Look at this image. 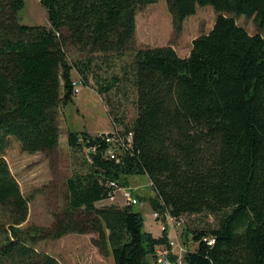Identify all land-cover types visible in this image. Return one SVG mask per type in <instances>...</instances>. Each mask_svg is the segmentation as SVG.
<instances>
[{
	"label": "trees",
	"instance_id": "16d2710c",
	"mask_svg": "<svg viewBox=\"0 0 264 264\" xmlns=\"http://www.w3.org/2000/svg\"><path fill=\"white\" fill-rule=\"evenodd\" d=\"M158 1L39 0L48 25L28 26L25 0H0V264H61L36 245L71 233L94 234L114 264H154L168 232L154 237L135 205L97 206L110 201L112 183L137 175L150 180L154 212L214 218L216 227L192 232L196 247L183 264H264V0H165L177 33L198 7L215 11L186 57L171 44L136 47L139 10ZM239 17L254 18L257 32ZM74 73L107 97L111 134L132 149L118 163L106 156L105 133L68 131L86 168L66 180L65 208L51 227L22 228L30 200L4 153L11 140L30 155L57 149ZM129 94L132 122L112 105Z\"/></svg>",
	"mask_w": 264,
	"mask_h": 264
},
{
	"label": "rangeland",
	"instance_id": "374dc122",
	"mask_svg": "<svg viewBox=\"0 0 264 264\" xmlns=\"http://www.w3.org/2000/svg\"><path fill=\"white\" fill-rule=\"evenodd\" d=\"M21 17L23 23L28 26L48 25L47 12L39 0H25V8ZM215 20L216 14L212 7H198L196 14L186 19L182 31L177 33L173 27L167 2L160 0L139 10L136 20V47L171 44L179 55L187 56L193 40L202 34L209 33ZM237 23L251 34L257 32L254 18L239 17ZM73 54L74 52L69 56H74ZM77 75L74 73L73 79L78 77ZM87 85L89 87L80 86L79 92L74 94L73 102L61 108L59 121L62 133L60 144L55 151L30 155L21 150L19 143L11 140L4 153L12 175L18 181L23 194L30 200L29 217L22 228L30 225L51 227L55 216L63 213L65 208L66 180L76 171L84 172L83 168H86L87 154L69 147L68 131L90 130L93 133H103L102 131L110 132L114 128L106 111V108L110 109L107 105V97H101L96 93L97 87L94 82ZM134 100L133 94H129L128 98L117 96L112 99L114 110L120 118L125 117L126 122H132L136 116ZM122 187L131 189L137 200L134 209L143 213L146 230L151 229L154 223L152 217L154 211L150 199L154 196V191L148 176H131L130 183ZM108 203L124 206L125 202L122 195H119L115 201ZM104 205L106 203H99L97 206L103 207ZM154 224L160 229L157 223ZM164 224L169 234L168 240L186 250H194L196 247L192 232L208 226H217L214 218L207 215L187 216L185 223L180 226L169 221ZM93 238H95L94 234L71 233L61 239L43 240L36 245V248L40 252L57 258L61 264H114L111 257L106 258L99 253L92 242ZM174 249L175 252L179 250Z\"/></svg>",
	"mask_w": 264,
	"mask_h": 264
},
{
	"label": "built area",
	"instance_id": "2783aa9c",
	"mask_svg": "<svg viewBox=\"0 0 264 264\" xmlns=\"http://www.w3.org/2000/svg\"><path fill=\"white\" fill-rule=\"evenodd\" d=\"M73 85H74V94H75L79 92L80 86H83V82L81 81L80 78H77L74 80ZM117 134H118L117 132H113L111 134L110 131V132H106L103 135L105 137V141L108 142L110 145L112 144L111 147L106 151V156L119 163L121 157L120 152H122L123 150L126 152L130 151L132 149V145H128L125 148H121L116 142ZM128 141L131 143V135ZM95 151L96 148L92 150V152ZM112 185L115 187V189L109 198L111 202L115 201L119 195H122V198L124 199L125 202L124 205L137 204V200L135 199L131 189H129L128 187L123 188L117 183H112ZM152 217H153V221L159 225L162 233L167 231V227L164 224L167 221L175 222L176 224H179V226L185 223V218H182L180 221H177L169 214L162 215L160 212H154L152 214ZM168 239H169V234H168ZM204 241L209 242L210 245L214 244L215 242L214 240H209V239H204ZM168 242L170 247L168 245H161L157 247L155 253L156 261L154 264H183V257L185 253L188 251V249L186 250L185 248L176 245V243L174 242L171 241ZM174 248L176 249L178 248L179 249L178 252H175ZM172 256H176V259L173 260Z\"/></svg>",
	"mask_w": 264,
	"mask_h": 264
},
{
	"label": "crops",
	"instance_id": "0c3cea01",
	"mask_svg": "<svg viewBox=\"0 0 264 264\" xmlns=\"http://www.w3.org/2000/svg\"><path fill=\"white\" fill-rule=\"evenodd\" d=\"M182 56V55H181ZM188 56V55H187ZM184 57H186V56H184ZM92 82V81H91ZM89 87V86H88ZM97 93V92H96ZM98 94V93H97ZM105 108H106V106H105ZM106 111H107V108H106ZM87 132H89L90 134H92V135H98V134H100L101 132H97V133H93V132H91L90 130L88 131L87 130ZM103 133H105V131H102ZM107 132H109V131H107ZM108 202H110V201H107V200H105V201H102V202H99V203H106V205H110V203H108ZM99 203H97V205L99 204ZM147 222V221H146ZM154 222V221H153ZM155 223V222H154ZM152 224L151 225V229H147L154 237H156V238H159V237H161V235H162V233H161V231H160V229L155 225V224Z\"/></svg>",
	"mask_w": 264,
	"mask_h": 264
},
{
	"label": "bare ground",
	"instance_id": "6f19581e",
	"mask_svg": "<svg viewBox=\"0 0 264 264\" xmlns=\"http://www.w3.org/2000/svg\"><path fill=\"white\" fill-rule=\"evenodd\" d=\"M209 240H214V238H210ZM215 241V240H214Z\"/></svg>",
	"mask_w": 264,
	"mask_h": 264
},
{
	"label": "clouds",
	"instance_id": "9594fccd",
	"mask_svg": "<svg viewBox=\"0 0 264 264\" xmlns=\"http://www.w3.org/2000/svg\"><path fill=\"white\" fill-rule=\"evenodd\" d=\"M106 133V132H105Z\"/></svg>",
	"mask_w": 264,
	"mask_h": 264
}]
</instances>
